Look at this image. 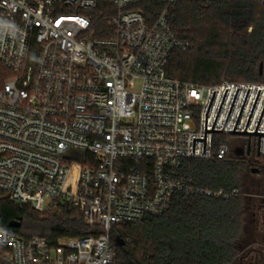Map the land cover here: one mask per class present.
I'll use <instances>...</instances> for the list:
<instances>
[{
  "label": "built area",
  "instance_id": "obj_1",
  "mask_svg": "<svg viewBox=\"0 0 264 264\" xmlns=\"http://www.w3.org/2000/svg\"><path fill=\"white\" fill-rule=\"evenodd\" d=\"M116 9L105 39L90 32L100 0H0V201L45 211L69 205L98 237L24 238L0 226V264H114L111 230L159 217L177 194L229 200L241 190L195 188L187 160L258 154L259 135L232 152L212 130L255 132L264 84L186 83L167 75L178 39L164 10L148 23L146 0H108ZM167 6L181 1L162 0ZM257 133H264V114ZM229 134V133H228ZM264 160V136L260 156Z\"/></svg>",
  "mask_w": 264,
  "mask_h": 264
},
{
  "label": "trees",
  "instance_id": "obj_2",
  "mask_svg": "<svg viewBox=\"0 0 264 264\" xmlns=\"http://www.w3.org/2000/svg\"><path fill=\"white\" fill-rule=\"evenodd\" d=\"M139 8L148 23L167 9L171 31L190 44L188 50L171 56L166 69L169 77L204 86L225 81L264 84V0L181 1L174 6L146 0ZM88 14L93 37H109L114 6L100 0ZM241 164L230 155L223 160L216 156L187 160L182 175L195 188L231 193L241 190ZM244 200L242 190L239 197L229 200L177 194L163 215L112 228L114 264H236ZM13 222L21 226L11 228ZM0 226L24 238L39 236L53 244L64 238L101 235L69 205L40 212L1 200Z\"/></svg>",
  "mask_w": 264,
  "mask_h": 264
},
{
  "label": "rangeland",
  "instance_id": "obj_3",
  "mask_svg": "<svg viewBox=\"0 0 264 264\" xmlns=\"http://www.w3.org/2000/svg\"><path fill=\"white\" fill-rule=\"evenodd\" d=\"M219 144H225L226 146L229 147L230 151L232 152L236 147H241L243 146L246 142L247 139L245 137L241 136H234V135H221L216 137V144L219 142ZM233 158L240 160V158H237L235 154H230ZM252 168H257L261 169L260 166L255 163L251 164H241L240 167V173H239V180H240V185H241V190L243 192V197L245 198L244 204H243V215H242V230L239 236V240L236 244V247L240 250V254L238 256V260L236 264H241L240 258H242L243 253L248 251V242L250 241L251 237V221L253 219V213L256 212L254 208L252 207L250 203V196L255 193H259L258 195V200H257V205L260 206L261 204V199L264 197V174L259 172V173H253ZM262 185L258 190H255L256 186ZM256 185V186H255ZM51 208H56V207H51ZM258 219V218H257ZM242 252V253H241ZM246 264V263H244Z\"/></svg>",
  "mask_w": 264,
  "mask_h": 264
},
{
  "label": "flooded vegetation",
  "instance_id": "obj_4",
  "mask_svg": "<svg viewBox=\"0 0 264 264\" xmlns=\"http://www.w3.org/2000/svg\"><path fill=\"white\" fill-rule=\"evenodd\" d=\"M240 160L243 164H258L261 169L252 168V172L254 170H258V173L261 172L264 174V160L259 157L257 153L252 152L250 155H245L244 157L240 158ZM261 186L257 184L255 190H258ZM258 195L259 193L252 194L249 200L256 212L252 214V230L250 241L248 242L247 247L248 251L243 253L242 258H240L241 264H264V197L260 198L262 205L258 206Z\"/></svg>",
  "mask_w": 264,
  "mask_h": 264
},
{
  "label": "water",
  "instance_id": "obj_5",
  "mask_svg": "<svg viewBox=\"0 0 264 264\" xmlns=\"http://www.w3.org/2000/svg\"><path fill=\"white\" fill-rule=\"evenodd\" d=\"M262 73H263V65L260 66V74L262 75ZM227 92H228V90H226V93H225V95H224L223 101H222V103H221V106H220V109H219V112H218V114H217V117H216V120H215V122H214V125H213L212 130H207V124H208V113H209V111H210V108H211L212 102H213L214 97H215V94H216V92H214V95H213V97H212V100H211L210 106H209L208 111H207V114H206L205 139H194L193 153H195V143H196V141H204V153H206L207 132H209V133H222V134H224V135H234V136H241V137H250L251 135H259L258 155L260 156V143H261V136H264V133H257V130H258V128H259V125H260L261 119H262V117H263L264 110H263V112H262V115H261V118H260V120H259V123H258V126H257V128H256V131H255V132H247L246 130H247L248 124H249V122H250L251 116H252V114H253V111H254V108H255V105H256V103H257V100H258V97H259V95H260L261 90H259V93H258L257 99H256V101H255V104H254L253 110H252V112H251L250 118H249V120H248V123H247L246 129H245L244 132H236L235 130H236V127H237V125H238L239 119H240V117H241V114H242L243 108H244V106H245V103H246L247 97H248V95H249L250 89L248 90L247 96H246V98H245V101H244L243 107H242V109H241V112H240V115H239V117H238V120H237L236 126H235V128H234V131H225V127H226V124H227V122H228V119H229L230 113H231V111H232L233 105H234V103H235L236 97H237V95H238L239 89L237 90L236 96H235V98H234L233 104H232V106H231V109H230V112H229V114H228V117H227V120H226V122H225V125H224L223 130H222V131H215V130H214L215 124H216V122H217V119H218L219 113H220V111H221L222 105H223V103H224V100H225V97H226ZM228 133H229V134H228ZM250 153H251V149H250V138H249V146H248V149H247L246 153H245V151H244L243 149H240V148H237V149L234 151V154H235V156H236L237 158H242V157H244L245 155H250ZM253 173H258V170H254ZM20 226H21V224H20L19 222H13V223L10 224V227H11V228H19Z\"/></svg>",
  "mask_w": 264,
  "mask_h": 264
}]
</instances>
